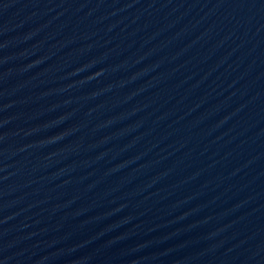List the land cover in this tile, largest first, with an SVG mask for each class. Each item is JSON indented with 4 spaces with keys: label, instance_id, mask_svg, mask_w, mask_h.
Returning a JSON list of instances; mask_svg holds the SVG:
<instances>
[{
    "label": "water",
    "instance_id": "water-1",
    "mask_svg": "<svg viewBox=\"0 0 264 264\" xmlns=\"http://www.w3.org/2000/svg\"><path fill=\"white\" fill-rule=\"evenodd\" d=\"M0 264H264V0H0Z\"/></svg>",
    "mask_w": 264,
    "mask_h": 264
}]
</instances>
